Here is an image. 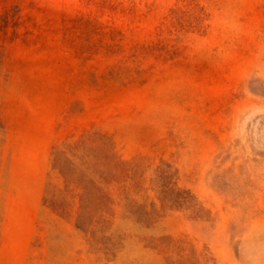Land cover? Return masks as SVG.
<instances>
[{"label":"rangeland","instance_id":"1","mask_svg":"<svg viewBox=\"0 0 264 264\" xmlns=\"http://www.w3.org/2000/svg\"><path fill=\"white\" fill-rule=\"evenodd\" d=\"M0 264H264V0H0Z\"/></svg>","mask_w":264,"mask_h":264}]
</instances>
